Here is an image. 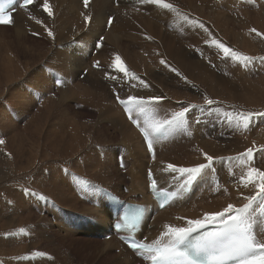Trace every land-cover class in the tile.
Here are the masks:
<instances>
[{
	"label": "bare ground",
	"instance_id": "6f19581e",
	"mask_svg": "<svg viewBox=\"0 0 264 264\" xmlns=\"http://www.w3.org/2000/svg\"><path fill=\"white\" fill-rule=\"evenodd\" d=\"M219 1L221 0H161V4L158 5L143 3L142 0H120L118 5L114 6L112 0H92L88 9H83L80 0H47L52 12V16H49L43 10L45 0H34L27 10L17 11L12 15L9 25L11 28L13 27V29L10 34H7V32L4 33L5 31L1 29L3 27V29H5L6 26H0V40L2 41H0L2 43H0V45H2V49L0 50V89L2 87L6 88V95L4 98H7V100L3 102V106L0 107V137L2 138L1 140L4 141L3 144H0V193H4L3 197L5 199V205L0 201V260H2L4 256L3 247H5L4 243H6L2 241L3 237L31 233L30 237L33 236V238L28 236L26 238L31 244L30 246L25 243H20L21 245L19 247L15 246L16 249L11 250L14 253H19L17 257L32 258L29 252L31 250L32 252L39 250L38 248L41 247H39L40 242L43 241L45 246L47 245V249L44 248L47 252L45 254H52L55 257L54 260L56 264H68L70 261L65 253H56L57 250L50 248L48 245L50 239L49 237H43L44 232L39 226L32 225L31 223L29 226H26L25 224L21 225L17 222V224L11 227L8 220L12 221L14 219L13 216H19L21 215L20 213L13 210L9 216L3 220L2 217L5 214L4 212L8 209L6 206L8 203L7 201L11 202V200L17 199V197L20 196L14 189L21 184L30 185L32 187L36 186L40 190H45L47 196L52 198L54 204L63 206L68 212L76 213L77 216L85 215L96 224L91 225L89 221L81 222L79 229L71 230L75 227V225L72 224L71 226L69 225L71 231H68V228V230L65 231V225H63L64 227L61 226L62 232L66 234L78 233L82 235L84 234L81 232H88L87 235L95 236L97 232L103 228L104 235L109 230L106 211L104 209L93 208L84 201L78 200L75 197L76 195H74V193L72 194L69 185L70 182L68 183L67 180L68 178H63L60 171H58V177H45L44 174L42 175L43 170H45L44 168H46L43 167V164L47 161L71 162L70 159L72 158H80V165L70 167L73 172L75 171L79 176L91 181V185L89 184V186L94 185V183H104L107 184V186H112L109 178L110 176L106 172L107 169L104 171V168L109 165L107 158L104 160L103 165L100 164V161H89L88 158H85V161L81 163L83 159L79 156L84 150L81 146V140L83 138L81 132L84 130L83 128L85 125L80 127L77 125V122H68L71 124L67 125L66 127L68 129L65 130L66 127L63 125L58 124L53 126L50 124L51 117H53L54 114L58 112L59 115H63L64 111L68 110L70 107V100L76 99L77 96L80 100L77 99L78 103L82 104L86 103L83 102L84 99L88 100L87 102H89V104H92L91 100H100V103L98 102L99 104L96 106L104 107V105L107 106L108 102L114 98L111 96V99H109L108 97V92L112 90V94L113 91H118L120 99L122 98V100L129 105L130 101L122 95V92H129L127 89H131V92H129L131 97L145 98V96H147L146 93H144L146 87L140 83L143 80L144 82L150 83L151 86L158 88V91H156V89L150 86V92L156 95L160 94L163 97L167 96L174 100L175 103H173V106H168V109H172L173 107L178 108V103H180L181 100H191V91L197 90L195 85H192L191 88L186 86L185 81L188 80L195 84L202 83L205 87L214 84L216 81L215 72L218 69L219 63L221 68L223 65H227L224 70L227 72V75L232 73L234 76L241 73L243 78L245 74H248L249 71L246 72L244 69L235 68V66L232 65V63L236 61L232 53H237L235 48L231 47L230 40L233 38L234 42L232 43L236 45V34L234 35L231 30L227 31L229 28L225 30L223 26L220 27L221 25L218 26L215 23L213 24L217 29L209 26L206 28V24L204 23L205 18L211 19L213 16L216 18L217 22L221 21L220 24L224 23V26L227 25L226 27H228V22L225 23V21H227L225 17L228 16L227 14H223L221 17L222 19H219ZM224 1L225 6L228 8L231 6L232 8V4L234 3L233 0ZM127 4L129 6L125 7ZM162 4H170L172 7L163 8L161 6ZM141 9L146 11L144 15L141 14ZM226 9L227 8H225V10ZM137 10L140 11V13H138ZM206 12H211L215 15L212 14V16L209 17L204 15ZM113 15L116 18L114 19L112 27L105 29L107 18ZM256 15L259 16L260 14L256 13ZM85 16L89 18L87 23L85 22ZM213 22L216 21L213 20ZM169 26H171L172 30ZM219 28L220 30L224 28V30L218 31ZM48 32L52 33L51 37L48 35ZM100 37H104L103 43L99 48L97 47L98 51L96 55H93L96 49L94 43ZM261 41L262 39L258 37H256L255 40L250 39L247 43V53L255 47H264V43ZM217 44H223L229 49L227 56L217 47ZM88 51H90V53ZM145 52L148 53V55H146V58L141 59L143 57L141 54ZM117 56L124 66V72H121L115 66ZM161 61L165 63H161ZM97 62H99L98 65L101 66L100 70L93 69V65ZM238 65L245 66L246 64L240 62ZM48 69L56 71V73L60 74L63 78L60 87H54V80L51 79L50 75L46 72ZM86 69L88 73L83 80L80 81L78 76ZM125 72H127V75H125ZM113 77H115V79H113ZM27 80L29 81V85L26 91V87L23 88L21 86L20 88H22V90L13 92L15 88L13 85L15 83ZM226 81L228 83L223 80V84L226 83L223 88L230 92V97L228 95L226 98L227 100L233 101V104L236 103L235 101H237L239 96L236 95L237 92L242 91L243 87H248L253 90L255 89V91L257 90L256 92L258 93H255L254 99L252 97L247 99L248 97H246L247 100H244L246 104L250 102L247 106L250 105L251 108H255L257 111L264 109V78L257 80V82L261 81L263 84L259 85L258 83L259 86L256 88H252V84H249L253 81L247 82L245 79V83L243 82L241 84L239 82L241 85L232 84L230 80ZM139 84L142 88L134 89L133 86ZM209 88L211 89V87ZM142 90L144 91L142 92ZM55 91L56 95L54 99L46 97L47 94ZM34 96H36L39 102L38 106H36L37 103L34 101L36 100ZM44 96L46 99H44ZM80 96L84 99L81 100ZM1 98L2 96L0 95V100ZM244 98L245 96H240V100ZM113 103L114 115L116 116L114 119V127L117 126L118 138L125 143L124 149L130 152L129 157L126 159V164L130 165L129 172L132 182L127 189L130 195L143 197V200L140 201L142 205L147 207L151 205L150 198L147 194V171L150 170L153 172L156 183L160 189L165 187L172 188L182 182L186 176H180L179 173L169 172L167 170L168 164H172L175 167L193 168L199 166L203 162L208 163L205 159V155L214 158L211 166L201 171L200 177L193 188L192 196L185 204L179 207H169L159 212L156 217L147 219L142 230L145 231L146 226L150 225V229L146 233L150 241L161 239L162 233L166 230L164 227L165 225L171 227H187L185 223L183 225L180 224L181 219L179 218H184L188 215L192 217L193 215V220L202 219L205 214L222 211L229 204L239 208L244 205V201H246L244 199L245 196L255 195L257 191V180L255 183H251L249 187L247 186L248 188L246 190L243 189V191L240 192L232 185L231 179L234 177H229L230 171H232L233 168L227 171L224 177H222V175H220L221 164L217 162L219 157L238 155L239 152L244 153L250 149V145L252 144L256 143L260 146L264 144V141L261 140L252 143L245 138L248 132L247 128L244 126V119H241L242 116H233L231 120H228L227 126H224L225 129L226 127L230 129L231 126L233 128L234 126H237V128L241 127L237 131L239 133V139H237L238 134L236 133L237 136H235L237 138H234L235 136L233 135L232 142L228 140L229 137L227 135L217 138L218 140H215V138H208L207 134L212 132L206 129V126L203 127L202 125L205 119L210 124L214 123L212 122L214 120L213 112H208V115L204 113V116L200 117L202 122L199 126H193L189 121H186V123L181 126L180 131L176 129L172 130L175 135L173 142L158 147L155 151V158L150 160L145 151L142 139L127 120L123 118L122 111L116 105L115 101ZM241 103L242 101L238 104ZM243 104L245 105V103ZM130 105L129 108L132 109ZM34 106L35 112L32 114L31 109ZM10 107L12 110H10ZM160 108L165 109L166 107L161 104ZM58 109H60V111H58ZM165 112H167V109ZM131 114L134 116L137 115L133 109ZM152 115L154 119L158 118V114L155 115V113H153ZM22 116L26 118L30 116V118L26 120V128L24 127L25 129L22 131L20 130L17 134L16 129ZM72 116L76 117L78 114L75 112ZM261 120H264V118ZM47 123H49V130L44 132L42 128L46 126ZM77 127L79 128L76 129ZM146 127L148 130H151L149 125ZM182 127H184L183 130ZM190 132L193 133V139L185 142V134ZM262 136H264V132ZM205 137L208 139H205ZM82 141L85 145L84 138ZM104 142H106V139ZM191 142L192 144L196 143L195 145L197 146L192 147ZM191 147L201 151L203 155H198V159V156H193V158L196 159L192 160L181 158L182 153L188 150L192 152L190 149ZM159 158L161 159L159 160ZM116 159L115 163L117 165ZM262 159L263 156L258 154L257 159L252 158L249 161L247 157H244L239 163L241 166L256 165ZM142 160H146V162ZM22 163L25 165L22 166ZM118 170L119 169H117V173L119 172ZM131 170L133 171L131 172ZM258 170L264 171V160L261 161ZM36 172L40 174L37 178L35 176ZM220 176L222 180L225 179L226 183L228 182L226 189H224L226 195L230 197L229 200L218 199L215 197L217 191L212 189L213 191L211 192V178H220ZM23 177L29 180L26 181ZM12 180L18 182L7 183ZM237 186H239V184H237ZM201 187L203 191L200 193L199 199L195 200L194 194L196 191H201ZM224 189L218 191L224 192ZM120 190V188H114L115 193L119 192L120 194ZM196 195L198 196V194ZM27 202H24L26 210L23 214L27 212V215H29L32 211L28 207ZM16 203L18 205L20 201L16 200ZM259 204L260 198H258V201L254 204L253 209L250 210L248 222H253L255 224L253 236H255L257 240H264L261 235L259 237V233L264 232V211H261ZM59 214L71 215L66 212H59ZM60 218H62V216ZM29 219L30 218L25 215H21L19 218V220L26 222ZM184 219L189 220L190 218ZM27 228H29L30 232H25ZM167 238L168 237H163V240ZM100 242V246H102L103 249L94 252L95 257L106 259L110 256L114 264L134 263V258L127 251L121 252L120 255H110L113 250L119 249L115 240L111 239L110 241Z\"/></svg>",
	"mask_w": 264,
	"mask_h": 264
},
{
	"label": "rangeland",
	"instance_id": "374dc122",
	"mask_svg": "<svg viewBox=\"0 0 264 264\" xmlns=\"http://www.w3.org/2000/svg\"><path fill=\"white\" fill-rule=\"evenodd\" d=\"M233 1H234V3L232 4V8H231V6L229 8L227 6H225L224 0L219 1V8H218V12L220 15L219 19H222L221 17L223 14L224 15L227 14L229 17L225 16L227 18V21H225V23L228 22V27H226L227 25L224 26V23L220 24L221 21L217 22L216 18H214L212 16V14H214V13H211V12L204 13V15H206V16H209V17L212 16L211 19L205 18L204 23L206 24V28L209 26V27H213V28L217 29V27L214 26V24H213V23H215L218 26L221 25L220 27L223 26L225 28V30L227 28H229L227 31L231 30V32H233L234 35L236 34V36H237L236 45H235V43L234 44L232 43V42H234L233 41L234 39L232 38V40H230L231 47L235 48L237 56L248 57L250 59L249 60H243V59L237 60L236 59V61H234V63H232V65H234L235 68L237 67V68L244 69V71H246V72L249 71L248 74H245L243 76V78H242L241 73H238L234 76L232 73L227 75V72L224 71L227 65H225V66L223 65L221 68V65L219 63V65L217 67L218 69L215 72L216 81L211 86H206L207 87L206 88L205 86H203L202 83H196L195 84V83L188 81V80L185 81L186 86L191 88L192 85H195L197 90L191 91L192 92V93H190L191 100H181L180 103H178V108L173 107L172 109H168L169 108L168 106H173V103H175V101L168 98L167 96L163 97L160 94H157L160 97H162L163 99L160 101L161 103L159 102V103L149 104L150 122H151V120L170 119L174 112L181 110L183 107H190V111L188 113H186V115L184 117V123L183 124H185L186 121H189L190 124H193V126H195V125L199 126L200 123L202 122V120H200L201 119L200 117L204 116V113L207 114L208 112H213L214 113V117H213L214 120L212 121V122H214L213 124L208 123V121L206 119L204 120V118H203L204 122H203L202 126L203 127L206 126V129H208L212 132L210 134H207L208 138L209 139L215 138V140H218L217 138H220L222 136L227 135L229 137L228 140H230V142H232L233 135L237 136V134H238V136H237L238 138L236 136L234 138L239 139V133L237 131L241 127L237 128V126H234V128H233L231 126L230 129H228V127H226V129H225L224 126H227L228 120H231L233 118V116H236V117L242 116L241 119H243V116L248 114V113L264 112V109H260V111H257V109L255 110V108H251L250 105L247 106V104L250 102H248L247 104L245 102L247 99H249L251 97L254 99L255 93H258V92H256L257 90L255 91V89L253 90V89H250L248 87H243L242 91L237 92L236 95H239V96L237 98V101H235L236 103H234V104H233V101L226 99L230 93L226 89L223 88L224 85L226 83H228L226 80L232 81L231 83L232 84L235 83V85L240 84V83L242 84L244 82V79L247 82L253 81L252 83H249V84L250 85L252 84V88L253 87L256 88L257 86L263 84L261 81L257 82V80L260 78H264V47H257V48L255 47L253 50H250L248 53L246 50L247 49V43L250 39L255 40V38L258 37V38H261L262 39L261 42L264 43V0H233ZM125 7H128V4ZM224 7L227 9L225 10ZM141 10H142L141 14L144 15L146 11L143 9H141ZM221 10H223V11H221ZM137 12L140 13V11H138V10H137ZM176 12H178V11H176ZM256 13H258L260 15L257 16ZM207 14H209V15H207ZM213 20L216 22H213ZM3 28H1V29L3 31H5L4 33L7 32V34H10L12 32V29H13V27L11 28L10 25L5 27V29H3ZM169 28L171 29V26H169ZM224 28H222L221 30L219 28L218 31H222V30H224ZM244 33H246V34H244ZM257 33H260V35H257ZM102 43H103V41L101 42V44ZM1 49H2V45H0V50ZM96 50H95L94 54L92 53V51H91V53L93 55H96ZM230 50H231V48H230ZM248 54H249V56H248ZM141 55L140 56L142 58L141 57L140 58L144 59V58H146V55H148V53L145 52ZM221 58H222V56H221ZM240 62L245 63L246 65L245 66L238 65V64H240ZM49 70L50 69L46 70V72L49 75H51V73L54 75L58 74V73H56V71H52V70L49 71ZM87 71L88 70L86 69L84 72H87ZM84 72L83 73L81 72L82 74L80 76H78V79L80 81H82L83 77H85L87 74ZM58 75H60V74H58ZM50 78H51V76H50ZM238 78L239 79L242 78V79H240L241 81ZM223 80H225V82H226L225 84H223L224 83ZM18 83H15L13 85V87H15L13 92H15L16 90H22V88H20L21 86L23 88L26 87L25 91L28 89L27 88V86L29 85L28 80L23 81V82H18ZM140 83L143 84L144 87H146L144 93H146L147 96H145V98L144 97L143 98H137L138 100L148 101L150 98L159 97L155 93H152L149 91V87L151 86L150 83L144 82L143 80ZM258 83H259V85H258ZM133 87H134V89L135 88H142L140 86V84L137 86L134 85ZM151 87L156 89V91H158L157 87H154V86H151ZM209 87H211V89ZM218 87H220V88H218ZM18 88H20V89H18ZM5 90H6V88H3V87L0 89V91H1L0 95L2 96V98L0 100V107H2L3 102L5 100H7V98H4L6 95ZM127 90L129 92H131V89H127ZM143 91L144 90H142V92ZM109 92H111V93H109ZM109 92H108V97H109V99H111V96L113 97L112 90ZM129 92L123 91L122 92L123 94L122 93L121 94L124 95L125 98H128L131 95ZM221 92H222V95H221ZM55 95H56V91L51 92L50 94H47L46 97L50 98V99H54ZM234 95H235V93H234ZM240 96H245V98L240 100ZM46 97L44 96V99H46ZM229 97H230V95H229ZM246 97H248V98L246 99ZM34 98L36 99V96H34ZM77 99L79 100L78 96L76 99L70 100V102H71V103L69 102L70 107L68 108V110L64 111V113H66V114L63 113V115L62 114L59 115L58 112L56 113L57 116H56V114H54L53 117H51L50 124H52L53 126H56L59 124V125H63L64 127H66L67 125H70L74 121V122H77V125L80 127L82 125L83 126L85 125V127L83 128L84 130H82V132H81L82 133L81 136L84 138L85 143H86L85 145L83 144V141H82L83 138H82V140H81L82 145L81 146H82V149L84 148V150H83L82 154H80V156H79V157H82V159H83V160H81V163H82V161H85V158H88L89 161H95V162L100 161V164L103 165L104 160L107 158L109 165H108V167L104 168V171L107 169L106 172L110 176L109 178H110V182H111L112 186L111 187L107 186V184H104V183H101V185H103L104 187H107L108 189H110L113 192H114V188H116V187L120 188L121 189L120 195H121L123 193L122 188L128 187L130 185V182H129L130 180H128L126 178L127 176L130 177V172L127 174V176H126V174L121 173L120 170H118L119 172L117 173L118 168H116V167H118V166L115 163V159L118 155L119 148H124L125 143H123L122 140L120 141V139L118 138V135H117L118 128H116L117 126L114 127V124H115L114 119L116 118V116L114 115L115 112L113 110L114 98H112L111 101L108 102L107 106L104 105V107H97L96 106L97 104L100 103L99 102L100 100H95V99H94V101L91 100L92 104H89V102H87L88 100H86L80 96L81 100L84 99L83 100L84 103L85 102L88 103V104H86V103L82 104V103H78ZM206 100H212L213 104L208 105L206 103ZM34 101H36V103H37L36 106H38L39 105L38 100L36 99ZM240 101H242V103L238 104ZM243 103H245V105ZM130 104H129L130 107L137 114L135 117H137L139 120L141 119L142 121L143 120L145 121V115L139 111V108L134 106L133 101H130ZM161 104L164 105L166 108L165 109L160 108ZM192 105H195L196 107H191ZM166 109H167V112H165ZM10 110H12L11 107H10ZM58 111H60V109H58ZM31 112H32V114H33V112H35V106L32 107ZM75 112L78 114V116L73 117L72 115H74ZM153 113H155V115L158 114L157 119L156 118L154 119V117H152ZM107 114H109V115H107ZM122 115H123V113H122ZM134 115H135V113H134ZM30 116H27V118L25 116H22L20 118V120L18 122L17 129H16L17 134L20 130L22 131L23 129L26 128L25 127L26 126V120L29 119ZM57 117H59L61 119H59ZM123 118L125 119V117H123ZM260 118L263 119L264 116H261V117L253 116L250 119V121H248L247 127H245V128H247V132H248L246 134L245 138L252 143H254L255 141L257 142L258 140L264 141V136H262V133L264 132V120H261ZM108 119H110V120H108ZM144 121L142 124L144 126L145 125L147 126L148 124H145ZM68 122H71V123L69 124ZM48 125H49V123H47V125L42 128L44 132L49 130ZM244 126H245V124H244ZM78 128L79 127H77L76 129H78ZM180 128L181 127L176 128V130L180 131L181 130ZM67 129L68 128L66 127L65 130H67ZM183 129H184V127H182V130ZM235 129H237V130H235ZM186 130H188V129H186ZM184 138H186L185 142L191 141L193 139V133L190 132L188 134H185ZM208 138L205 137V139H208ZM1 139L2 138L0 137V140ZM105 139H106V142H104ZM193 141H196V140H193ZM191 144H192V142H191ZM195 144L196 143H193L192 147L197 146ZM183 145H184V143H183ZM192 147L190 148L192 152H190L188 150V151L184 152L185 154L182 153L181 158L186 159V160H192V159H196V158H193V156L197 157L198 155L200 156V154L203 155L201 151L193 149ZM250 148L253 150V158L254 159L255 158L257 159V155L261 154V156H263V159L261 161L264 160V144L260 146L259 144L255 143V144L250 145ZM244 153L239 152L238 155L222 156V157H219V160L217 161L218 163L221 164L220 175H222V177H224V175H225V173H227V171H230L232 168L235 169V170L232 169L233 172L230 171L229 177H234L233 179H231L232 185L235 187V189H237L240 192H242L243 189L246 190L251 184V183L247 184L248 187L245 186V184L247 183V172H248L249 168L254 167V168L259 169V166L261 163V161H260L256 165H250V166H248V165L244 166L243 165V166H241V164L239 162L242 161L244 157H246V156L242 155ZM199 156L197 157V159L199 158ZM189 158H191V159H189ZM46 159H48V158H46ZM76 159H74V158L70 159L71 162L70 161H67V162L66 161H57V162L47 161L43 164V167H46V168H44L45 170H43L42 175L44 174L45 177H53V176L58 177V171H60L63 178H68L67 180H68V183L70 182L69 185H70L72 194L74 193V195H75L76 194V192H75L76 188L74 187L75 188L74 189L72 187L73 185L71 184V178L75 177V175L78 177H81V176H79L75 171L73 172V170L70 169V167H75V166L80 165V158H78L79 160L78 159L76 160ZM160 159L161 158H159V160ZM142 161L146 162V160H142ZM23 163H22V166L25 165ZM232 163H233V165H232ZM202 164L208 165V163H206V162H203ZM129 166L130 165L127 164V168H126L127 171H130ZM210 166L211 165H208L205 169H208ZM39 175L40 174L38 172H36V174H35L36 178ZM23 179H25L26 181L29 180L28 178H25V177H23ZM211 179H212V181H211L212 187L210 186L211 192L213 190L217 191V193L215 194V197L218 199L220 198L223 200H229V198H230L229 195H226V193H225L226 185L228 182L226 183L225 179L222 180L221 176H220V178H214L213 177ZM242 180L244 181V183L241 182ZM33 181H35V180H33ZM13 182H18V181L12 180V181L7 182V183L10 184ZM86 182L91 185V181L86 179ZM220 182L223 184H221ZM255 182H256V178H254L253 183H255ZM95 184L96 183H94V185ZM237 184H239V186H237ZM20 186H22V187H20ZM20 186H17L14 189V190H16V192L18 194H20V196H18L17 199L11 200V202L7 201L8 203L6 206L8 209H7V211L4 212L5 214L3 215L2 218H3V220H5L7 218V216H9L11 211L14 210V211L20 213L21 215L27 216L30 219L27 220V222H26V221L19 220L21 215L13 216L14 219L12 221L8 220L11 227L14 226L15 224H17V222L21 225L25 224L26 226H29L30 223L32 225L39 226V228L44 232L43 237H46V238L49 237L50 242L48 245L50 246V248L57 250L56 253L57 252H60L62 254L65 253L67 258L70 260L68 264H114L113 263L114 261L110 258V256H109V258H106V259L102 258V257H95L94 252H98V250L103 249V247L100 246V243H101L100 241H102V240H100V239L95 240L93 235H87L85 237L84 235L78 234V233H76V234L75 233H73V234L68 233L69 234L68 235V234L62 232L61 226L64 227L63 225H65L64 230L67 231L69 229L68 231H71L70 226L74 223L67 225L65 223V221L62 218H60L64 214H59V212H61V213L66 212L67 214L70 213L71 215H68V218H70L72 215L73 216L75 215V217H76L77 216L76 213L68 212L63 206H61L59 204H54L52 202V198L47 196L45 190H40L36 186L32 187V186L26 185V184H21ZM45 187H47V186H45ZM112 187H114V188H112ZM200 189H202V190L200 191L198 189L199 192L196 191L194 194V199L196 198L195 200L199 199V196L201 195L200 193L203 191L202 187ZM223 189H224V192L218 191V190H223ZM21 194H23V195H21ZM118 194H119V192H118ZM196 194H198V196ZM3 196H4V193L3 192L0 193V201L3 205H5L4 204L5 199ZM75 197L79 200V198L77 197V194ZM138 197H140V196H138ZM222 197H224V198H222ZM16 200H19L20 204L17 205ZM24 202H27L28 207L32 211V213H30L29 215H27L28 214L27 212L23 214V212H25V210H26ZM247 202H248L247 200L244 201V204H246ZM253 207H254V205H253ZM79 216H81V215H79ZM184 218H190L191 220H193L194 216L192 215V217H191L190 215H188L187 217H184ZM184 218H179V219H181L180 224L183 225L185 223V225H187L188 219H184ZM248 224L251 226V230H252V234H253L255 224L253 222L252 223L248 222ZM25 232H30L29 228H27V230H25ZM30 234L29 233L24 234L25 236L24 235H17V236L11 235L10 237H3L2 241H5L6 243H4L5 247H3V250H4V256L3 257L4 258L2 257V260H0V264H56V262L54 260L55 257L52 254H45L47 252L44 250V248H46L47 245L45 246V243H43V241L40 242L39 247L40 246L41 247L38 248L39 250H35L34 252H32V250H31L29 252L30 255H32V258L28 257V259H27V258H22L19 256H18L19 257L18 258L17 255H19V253H14L13 251H11L12 249H14V250L16 249L15 246L19 247L23 243L30 246L31 244L26 239L27 236L30 237ZM260 235L262 238H264V232L259 233V237H260ZM30 238H33V236ZM110 255H119V254H117L115 252V250H113L110 253Z\"/></svg>",
	"mask_w": 264,
	"mask_h": 264
},
{
	"label": "snow or ice",
	"instance_id": "6c2138e0",
	"mask_svg": "<svg viewBox=\"0 0 264 264\" xmlns=\"http://www.w3.org/2000/svg\"><path fill=\"white\" fill-rule=\"evenodd\" d=\"M143 3L150 4H161V0H142ZM33 3V0H24L21 7H25ZM85 7L87 8L89 0H83ZM163 8H171L170 4H162ZM43 10L49 16H52L50 7L45 0L43 5ZM89 18L85 16V22L87 23ZM39 22V21H38ZM112 18H109V25L112 24ZM11 20L6 14V10L3 6H0V24H9ZM35 34V33H34ZM51 37L52 33L48 32ZM260 35V33H257ZM215 43V42H214ZM100 42L97 43V47H100ZM225 56L228 55L229 49L223 44H217ZM234 59L249 60L248 57H239L235 53H232ZM98 63L93 65V67H98ZM161 63H165L161 61ZM115 66L124 72V66L120 62V58L117 56L115 61ZM127 75V72H125ZM115 79V77H113ZM162 97H153L148 101L138 100L135 97H128L129 101H133L134 106L139 108V111L145 115V124H148L151 128V133L153 136L161 134L162 132H169L176 128H179L184 123V117L186 113L190 111V107H183L181 110L176 111L172 114L170 119L164 120H151L149 116V104L159 103ZM124 104L125 110L128 112L129 119L133 124L137 121L131 115L132 109L128 108V105L124 101H119ZM208 105H212V100H206ZM191 107H196L192 105ZM253 116H264V112L258 113H248L243 116L245 121V127H247L248 121ZM148 131H144V136L147 140L148 152L153 153L152 141L148 139ZM4 141L0 140V144ZM250 161L253 158V150L250 148L244 154ZM153 158L154 154H153ZM205 159L208 161V165L213 163V157L205 155ZM208 165L200 164L197 167L185 168V167H175L172 164L167 165V170L172 173H179L180 176H186L184 184H190L196 177L205 169ZM151 175V174H150ZM254 178L258 181L256 184L257 191L255 195L245 196L244 199L248 202L242 207H235L229 204L222 211L205 214L202 219L187 220V227H171L165 225V231L162 233L161 239H158L150 244L143 243H132L130 246L134 249H141L148 255L146 259H150L152 264H229V262H234V264H260V261H264V240H257L253 236L247 227L248 216L250 210L253 209L254 203L260 198L259 207L261 211H264V171L258 170L257 168H249L247 172V184L253 183ZM244 183V181H241ZM151 188L156 189V182L153 180L151 183ZM183 186V185H182ZM165 195H169L165 193ZM175 195V193H171ZM164 205L161 204V207ZM139 213L135 214L130 222L126 223V226L134 229L135 221L137 220ZM208 225H214L216 230L205 232L194 239H190L192 234L204 229ZM119 228V225H117ZM163 237H168L167 242H163ZM259 257V261L257 260Z\"/></svg>",
	"mask_w": 264,
	"mask_h": 264
}]
</instances>
